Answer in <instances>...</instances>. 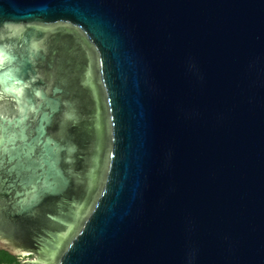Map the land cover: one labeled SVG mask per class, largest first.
<instances>
[{
    "label": "water",
    "instance_id": "water-1",
    "mask_svg": "<svg viewBox=\"0 0 264 264\" xmlns=\"http://www.w3.org/2000/svg\"><path fill=\"white\" fill-rule=\"evenodd\" d=\"M0 109L23 264H264V0H0Z\"/></svg>",
    "mask_w": 264,
    "mask_h": 264
},
{
    "label": "flooded vegetation",
    "instance_id": "flooded-vegetation-1",
    "mask_svg": "<svg viewBox=\"0 0 264 264\" xmlns=\"http://www.w3.org/2000/svg\"><path fill=\"white\" fill-rule=\"evenodd\" d=\"M39 81H41L42 84H44L43 90H46V91H43V92H46L47 97H59L60 96L62 98L61 102L64 101L63 94H60V95L57 94L56 96H53V88H48L49 80L46 76H43L42 78H40ZM1 113L2 112L0 109V116H1ZM56 127H57V132L54 133L53 131L49 130L48 134L52 138H55L57 141H61V145H65L67 143V134L65 130L60 129L59 120L56 123ZM19 143L20 141L17 139L15 141V144L18 145ZM66 153H67L66 150L62 152V154L64 155L63 160L66 157ZM18 162H21V159L18 160L16 155L13 161H9V157L7 155L5 157L4 163H0V220L4 219L2 223H5L4 226H0V249H9L8 247L12 245V241L5 237V234H7L8 232L19 233L20 231H23L25 229H27L25 231L29 232V228L18 226V224L23 225L22 223H27V221L28 222L32 221L34 218V215L31 216V214L33 213L32 211L34 209L35 210L38 209L37 206L32 207L29 214L24 215V217L17 215V211L19 209V206L17 205V203L19 199L21 198L20 193H22L23 191L26 193L27 191L32 190V186L28 185V182L30 180L26 178L28 175L31 174V170L23 171L19 169L18 167L12 168L14 165L16 166V163ZM24 177H25V180L23 181ZM49 197H50L49 195H46L44 199L49 201ZM36 247H37L36 243L31 241L30 243H26L25 245H22L20 248L31 250V249H35ZM14 255L20 261V264H23V262L27 260L36 259V255L34 253L27 255L26 257H24V255L22 254L14 253ZM0 264H3V263H0Z\"/></svg>",
    "mask_w": 264,
    "mask_h": 264
},
{
    "label": "trees",
    "instance_id": "trees-1",
    "mask_svg": "<svg viewBox=\"0 0 264 264\" xmlns=\"http://www.w3.org/2000/svg\"><path fill=\"white\" fill-rule=\"evenodd\" d=\"M64 246V245H62ZM56 253V252H55ZM0 263L3 264H20L14 253L9 249H0Z\"/></svg>",
    "mask_w": 264,
    "mask_h": 264
},
{
    "label": "rangeland",
    "instance_id": "rangeland-1",
    "mask_svg": "<svg viewBox=\"0 0 264 264\" xmlns=\"http://www.w3.org/2000/svg\"><path fill=\"white\" fill-rule=\"evenodd\" d=\"M2 77V76H1ZM3 79H8V77H2ZM9 83H10V80H9ZM51 175V174H49ZM48 176V175H47ZM51 184H50V180H43V184L41 187L47 189V188H50ZM60 239L61 240H64L66 237H67V231H64V232H61L60 235H59ZM24 257H26L27 255H30L26 252L23 253ZM31 257V256H29ZM33 257V256H32ZM34 258V257H33Z\"/></svg>",
    "mask_w": 264,
    "mask_h": 264
}]
</instances>
